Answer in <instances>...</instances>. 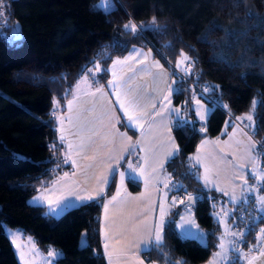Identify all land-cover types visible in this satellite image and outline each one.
<instances>
[{
    "label": "trees",
    "instance_id": "obj_1",
    "mask_svg": "<svg viewBox=\"0 0 264 264\" xmlns=\"http://www.w3.org/2000/svg\"><path fill=\"white\" fill-rule=\"evenodd\" d=\"M111 4L106 11L100 0H5L7 19L0 21V264H19L4 225L30 235L43 252L50 246L59 249L62 255L56 264H106L101 208L104 197L114 191L115 177L104 195L59 217L29 199L70 170L57 117L76 81L93 67L90 87L105 86L112 59L133 47L152 49L174 79L172 102L177 112L172 133L177 149L163 167L160 188L168 191L169 201L183 197L177 199L180 207L173 204L167 215L162 251L152 244L142 252L143 258L158 264L206 262L218 248L221 225L215 213L224 208L229 210V222L244 233L239 247L249 253L257 242L256 229L264 228L256 197L250 194L234 205L203 181L192 156L202 138L223 139L236 118L252 111L253 155L264 171V0H111ZM129 22L137 25L135 33L124 28ZM16 25L22 37L19 46L5 39ZM181 53L190 61L178 68ZM196 99L211 106L204 122L195 111ZM261 178L259 189L264 193ZM254 179L247 171L246 180ZM126 183L132 192L140 189L131 177ZM188 195L195 196L194 218L205 232L204 244L182 236L176 227L181 202ZM228 264L242 261L232 254Z\"/></svg>",
    "mask_w": 264,
    "mask_h": 264
},
{
    "label": "crops",
    "instance_id": "obj_2",
    "mask_svg": "<svg viewBox=\"0 0 264 264\" xmlns=\"http://www.w3.org/2000/svg\"><path fill=\"white\" fill-rule=\"evenodd\" d=\"M109 71L107 84L94 89L90 87V74L82 75L74 84L63 112L58 114V135L66 146L64 162L70 170L42 189L45 201L40 205L50 215L59 217L67 209L90 201L77 197L92 195L97 199L104 195L115 177L114 191L104 197L101 208L100 237L106 264H158L146 261L142 252L151 247L155 236L163 193L160 188L163 167L177 149L172 133V116L177 112L172 93L176 86L170 70L152 49L131 48L124 56L112 59ZM117 97L137 117L131 127ZM129 102L136 105L135 109L129 108ZM247 124L246 119L236 118L223 139L202 138L192 156L203 181L234 205L253 194L249 190L253 182L246 180L247 171L255 175L254 182L256 175L264 176L253 155L256 143ZM120 173H124L123 179ZM127 177L140 183L138 191L128 189ZM186 204L189 203H183ZM171 207L169 201L166 217ZM225 210L229 212L228 208L219 211ZM181 212L182 209L176 219L179 233L203 243L202 227L195 218L186 224ZM233 241L234 247L239 246L237 238ZM261 253L264 246L257 254L239 247V251H229L228 262L233 254L242 264H264Z\"/></svg>",
    "mask_w": 264,
    "mask_h": 264
},
{
    "label": "rangeland",
    "instance_id": "obj_3",
    "mask_svg": "<svg viewBox=\"0 0 264 264\" xmlns=\"http://www.w3.org/2000/svg\"><path fill=\"white\" fill-rule=\"evenodd\" d=\"M100 5L107 7L105 0H100ZM18 26L16 25L15 28H13L10 32L9 38H11L14 35V31L15 32H19L18 30ZM20 34V33H19ZM21 36V34H20ZM178 68H183L184 65L181 63V61H179V63L177 64ZM92 71L88 72L89 74H92L95 72V68H89ZM87 76V75H85ZM194 108L195 111L197 113L198 119H200L201 122H204L206 120L207 115L209 114L210 110H211V106L208 105L207 103L196 99L195 100V104H194ZM251 116L252 119L251 120H247V127L249 129H252V127L254 126V118H253V114L252 111L243 114L242 116H240V118L242 117H247V116ZM201 116H203V119H201ZM246 128L248 131L249 129ZM255 142V141H254ZM261 175H256V182H253L252 184V193L251 195L256 196V204L259 206V208H261V205L258 203V200L261 196H264V193L259 189L260 188V184H261ZM43 188L39 189L35 194H33L29 201L31 204L34 205H40L43 204V202L45 201V196H43L44 190H42ZM36 197H40V201L38 203H34V198ZM169 204V198H168V191L164 188L162 196H161V201H160V208H159V212H158V220H157V224L160 223L161 217H160V213H161V209H163V211L165 212V209L167 207V205ZM170 204H174L176 205V209H178L180 206H177V198H172L170 199ZM262 214H264V211H261ZM229 212L227 210H225L224 212L219 211L217 213H215V217L218 219V221L220 222L221 225V233L219 235V242H218V248L216 249V251L213 252L212 256L209 258V260L206 262V264H227L229 261V251L233 252L235 250V247L233 246V240L237 238V240H239L238 236L233 235L234 232H237L236 228L233 226L232 223H230L228 221L229 217H228ZM181 216L184 218L185 222H187L186 224H189L190 220L194 219V212H193V207L190 204H186V206H183L182 208V212H181ZM163 221H164V225L167 221V217L164 215L163 217ZM194 221H196L194 219ZM197 223V222H196ZM198 224V223H197ZM199 225V224H198ZM5 228V232L10 240V243L14 249V253L15 256L19 262V264H54L55 261V257H56V253H59L62 255V252L57 249V248H51L52 250H50L49 252H43L35 243L34 239L28 235V234H24L22 232V230H20L17 227H10L7 225H4ZM163 234H164V226L163 229L161 231V236L163 238ZM13 238L15 239V243H13ZM163 240V239H162ZM200 243V242H199ZM205 241L203 243L200 244H204ZM223 243L224 244V249L222 250L220 248V244ZM239 243V241H238ZM53 253V255H49V253ZM217 253H221V255H217ZM59 255V256H61Z\"/></svg>",
    "mask_w": 264,
    "mask_h": 264
},
{
    "label": "snow or ice",
    "instance_id": "obj_4",
    "mask_svg": "<svg viewBox=\"0 0 264 264\" xmlns=\"http://www.w3.org/2000/svg\"><path fill=\"white\" fill-rule=\"evenodd\" d=\"M105 3L107 5V7L105 9L106 11L110 10L113 7V5L111 4V0H105ZM4 7H5V0H0V19H2L3 16H4V13L2 11ZM97 7H100V6H97ZM142 27H147V26H143L142 25ZM151 27L155 30V28H156L155 19H153V21L151 22ZM124 28L125 29H130L132 33H135L136 30H137V25L134 24V23L129 22L128 24L124 25ZM5 39H6V42H8L9 44H14L16 46H19L18 41H20L22 39V37L20 36L19 32H15L14 31V35L11 38L5 37ZM134 51H138V50H134ZM181 56H182L181 63H183L185 61H190V57H188L187 55L181 53ZM191 63H194V61H191ZM86 71L87 72H91L92 70L91 69H86ZM185 72H186V74L190 73L191 72V66L186 68ZM109 83L111 85V82H109ZM208 90L209 89H207V88L204 89V91H208ZM113 91H115V86H113ZM117 100H118V103H119V107L122 110H124V115L127 117L128 121H129V127H131L132 123H134L137 120V117L131 115L129 113V111L127 109H125V105L122 102H119V97H117ZM135 107H136V105L133 102H129V108L135 109ZM201 119H203V116H201ZM240 119H242V120L243 119L251 120L252 117L249 115L247 117H242ZM129 168H132V165H129ZM120 176H121V179H123L124 173H120ZM249 190L251 191V189H249ZM40 199H41L40 197L34 198V203H38L40 201ZM77 199L80 200V201H88V200L94 199V197L92 195H85V196L77 197ZM113 199H115V197H113ZM189 199L191 200L192 197H189ZM258 203L261 205L260 210L264 211V196H261L259 198ZM164 215H165V213H164L163 209H161V213H160L161 220H160V223L156 225L155 236H154V239L152 241V244L154 245V247L159 249V250H161V251L163 249V244H162V239L163 238L161 236V231H162L163 226H164V221H163ZM181 219H183V218H181ZM180 227L183 229L184 225L181 224ZM259 231H260V237L264 238V228H260ZM233 235L238 236V237H240L242 239L243 236H244V233L243 232H234ZM13 243H15V239L14 238H13ZM233 243L235 244V242H233ZM147 247H148V245L146 244L145 248L147 249ZM224 247H225L224 244L221 243L220 244V248L223 250ZM235 250L239 251V246L238 245H236ZM261 254L264 255V253H261ZM49 255H53V253L50 252ZM55 255L59 256L61 254L56 253ZM217 255L219 256V255H221V253H217ZM249 264H251V262H249Z\"/></svg>",
    "mask_w": 264,
    "mask_h": 264
},
{
    "label": "built area",
    "instance_id": "obj_5",
    "mask_svg": "<svg viewBox=\"0 0 264 264\" xmlns=\"http://www.w3.org/2000/svg\"><path fill=\"white\" fill-rule=\"evenodd\" d=\"M3 11V13H4V10H2ZM7 19V16L5 15V13H4V16H3V18L2 19H0V21L1 20H6ZM183 65L184 66H188L189 65V62L188 61H185L184 63H183ZM181 198H183L182 196H177V199H181ZM236 230H237V232H242V229H237L236 228ZM260 227H258L257 229H256V232H255V234H256V237H257V242H256V245L255 246H253L251 249H250V254H257L258 252H260L262 249H263V246H264V238H261L260 237Z\"/></svg>",
    "mask_w": 264,
    "mask_h": 264
},
{
    "label": "water",
    "instance_id": "obj_6",
    "mask_svg": "<svg viewBox=\"0 0 264 264\" xmlns=\"http://www.w3.org/2000/svg\"><path fill=\"white\" fill-rule=\"evenodd\" d=\"M189 197H192V199L190 200ZM182 204L183 203H189L190 205H194L195 204V196L194 195H188L186 196L183 201L181 202Z\"/></svg>",
    "mask_w": 264,
    "mask_h": 264
}]
</instances>
